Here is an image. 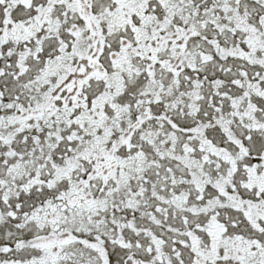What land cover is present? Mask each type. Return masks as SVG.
Listing matches in <instances>:
<instances>
[{
    "label": "snow or ice",
    "instance_id": "1",
    "mask_svg": "<svg viewBox=\"0 0 264 264\" xmlns=\"http://www.w3.org/2000/svg\"><path fill=\"white\" fill-rule=\"evenodd\" d=\"M0 264H264V0H0Z\"/></svg>",
    "mask_w": 264,
    "mask_h": 264
}]
</instances>
